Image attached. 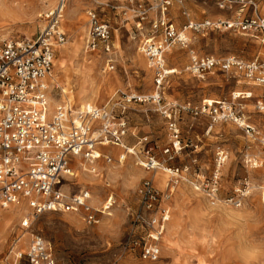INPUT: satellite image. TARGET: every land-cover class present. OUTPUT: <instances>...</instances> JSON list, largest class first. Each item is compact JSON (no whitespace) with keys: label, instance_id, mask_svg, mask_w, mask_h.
<instances>
[{"label":"rangeland","instance_id":"1","mask_svg":"<svg viewBox=\"0 0 264 264\" xmlns=\"http://www.w3.org/2000/svg\"><path fill=\"white\" fill-rule=\"evenodd\" d=\"M8 1L2 3L9 5L11 11L0 7V45L11 40H35L47 22L46 14L60 0H45L47 4L30 0L22 11L17 8V2ZM121 2L67 0L61 19V31L67 41L56 55L52 80L59 87L52 94L54 106L67 101L79 109L83 104L78 98L85 97L90 100L88 106L96 103L95 106L101 107L117 93L142 98L159 93L154 70L135 39L131 20L112 10L113 6L127 7ZM90 9L101 13L112 28L114 71H107L106 56L101 50L93 55L86 52ZM183 11L188 12L189 18L183 16ZM227 12L218 8L216 0H182V4L176 3L170 9L169 18L182 30L188 20L198 24L229 19L231 13ZM74 16L84 19L74 20ZM186 36V46H175L165 56L171 74L160 94L161 102L130 104L129 145L133 147L140 139L148 138L147 148L127 155L122 164L119 163L122 151L116 155L108 153L113 162L101 160L99 175L86 172L76 177L82 172L81 162L78 159L72 164L74 176L67 178L64 189L69 193L89 190L91 205L99 211L113 197V207L104 215L99 214L97 225H88L80 214L47 212L38 216L25 232L21 223L30 210L20 205V214L4 222V231L0 226V264H5L13 241L23 233L40 235L49 242L57 264H245L253 258L257 247H264V93L233 75L216 73L202 80L186 71L192 56H235L251 62L264 56V46L237 32L188 30ZM243 92L253 93V99H238V103L246 120L255 128L254 137L231 121L212 125L208 117L181 112L176 116L181 144L173 148L169 120L164 115L166 108L231 100L233 94ZM148 149L153 150L149 155L160 164L152 175H168L165 186L156 183L154 186L164 197L163 205L170 210L169 224L165 225L160 241L161 257L154 262L143 260L141 248L133 244L144 236L132 217L139 209L138 187L148 180L154 182L144 165L149 157ZM220 151L226 156L222 164L218 162ZM166 168L180 170L170 189L167 185L172 179L164 171ZM216 177L217 195L211 198L207 185ZM169 229L175 233L172 253L166 249ZM258 264H264V260Z\"/></svg>","mask_w":264,"mask_h":264},{"label":"built area","instance_id":"2","mask_svg":"<svg viewBox=\"0 0 264 264\" xmlns=\"http://www.w3.org/2000/svg\"><path fill=\"white\" fill-rule=\"evenodd\" d=\"M124 2L127 7L113 8L133 22L135 39H138L141 51L155 73L157 96L142 98L117 93L102 107L74 109L65 103L52 107L49 80L54 72L56 49L67 41L66 34L61 31L67 0H60L57 7L46 14L47 22L35 40H11L0 45V207L9 210L16 205H25L30 210L21 223L25 232L38 216L47 212L80 214L88 225H97L99 214L104 215L113 207V197H109L103 210L99 211L91 205L89 190L84 188L69 193L64 189L67 178L74 176L72 164L79 159L89 165L90 174L99 175L100 160L108 164L113 162V158L101 152L102 148L124 150L119 157L121 164L127 155L134 154L125 144L130 127L129 106L133 102H161L160 94L171 74L165 56L175 46L188 44V30L237 32L264 46V15L258 12V0H216L220 10L232 11L234 5H241L242 11L252 8L253 12L250 16L240 14L236 18L206 20L198 24L188 20L182 30L177 29L169 18L170 9L176 3L182 4V0ZM182 14L189 18L187 11ZM87 15L90 23L86 52L101 50L106 56L108 70L112 71L116 63L112 28L96 10H90ZM186 71L202 80L216 73L233 75L252 83L264 93V56L251 62L235 56H192ZM251 97V93L233 94L231 100L204 101L197 107L187 104L166 108L164 115L169 120L173 148L181 144L176 121L181 112L208 117L212 125L231 121L248 136L254 137L255 128L246 120L242 105L238 103V99ZM144 146L147 148V144ZM151 151L148 149L147 154ZM147 159L145 169L160 167L154 157L149 155ZM225 160V153L218 152L219 164ZM164 171L171 176L167 186L170 189L180 170L166 168ZM215 179L207 185L211 198L217 195L218 178ZM155 187L150 180L138 187L139 209L132 216L144 232V236L133 242L134 247L141 248L142 259L151 262L160 258V241L170 220V210L163 205L164 197ZM23 234L13 241L5 264H57L49 242L37 234H30L23 242Z\"/></svg>","mask_w":264,"mask_h":264},{"label":"crops","instance_id":"3","mask_svg":"<svg viewBox=\"0 0 264 264\" xmlns=\"http://www.w3.org/2000/svg\"><path fill=\"white\" fill-rule=\"evenodd\" d=\"M93 1V0H92ZM258 3H259V5H258V12H259V14L260 15H264V2H261L260 0H258ZM108 4V3H107ZM121 4H125V2H124V0H122V2H121ZM109 5V4H108ZM112 5V4H111ZM119 5H120V3H119ZM66 6H67V4H66ZM113 6V5H112ZM115 6H117V5H115ZM121 6V5H120ZM114 7V6H113ZM241 9H243V7L241 6V5H234L233 6V10L232 11H228L227 13L228 14H230V15H228V18H236L238 15H242V16H250L251 14H252V12H253V9L252 8H245L243 11L241 10ZM90 10H95V9H90ZM89 10V11H90ZM112 10H114V11H117V13L119 14H121V12H118L119 10H116V9H114V8H112ZM88 11V12H89ZM88 12H87V14H88ZM98 12V11H97ZM224 12V11H223ZM233 13H235L236 15L233 17ZM98 14L101 16V18L105 21V22H107L108 24H110L107 20H105L103 17H102V15H101V13H99L98 12ZM230 16V17H229ZM152 18H153V16H151L150 15V20H152ZM73 19L74 20H76V19H84V17H78V16H74L73 17ZM88 23V22H87ZM131 23H132V26H133V31H134V34H135V28H134V24H133V22L131 21ZM146 26V28L148 27V24H146L145 25ZM73 28V27H72ZM246 37H248V36H246ZM114 46V45H113ZM62 47H60V48H57L56 49V55H57V53H58V51H59V49H61ZM88 54H91V55H93V54H95V53H97V52H93V53H90V52H87ZM55 58H56V56H55ZM238 58V57H237ZM114 59H115V54H114ZM56 60V59H55ZM94 61H96V60H94ZM115 62H116V60H115ZM106 64H107V62H106ZM115 67H116V63H115ZM106 68H107V66H106ZM54 69H55V62H54ZM115 70V69H114ZM114 70H112V71H114ZM107 71L108 72H111V71H109L108 70V68H107ZM215 74H213V75H209V76H214ZM53 77H54V75L50 78V80H49V85L51 86V88H52V94H53V91L55 90V89H59V87L58 86H56L55 84H53V82H52V79H53ZM247 82V81H246ZM250 90V89H249ZM257 91V90H256ZM247 93H251L252 94V97L250 98V99H253V93L252 92H247ZM52 94H51V102H52ZM240 94H246V93H240ZM262 94H263V91H262ZM264 95V94H263ZM115 96H116V94H115ZM115 96H112L111 98H109L108 99V101L104 104V105H106L107 103H109V101L110 100H112ZM250 99H247V100H250ZM69 104L71 107H73L74 108V106L70 103V102H67V101H64V102H61L60 104ZM96 104V103H95ZM95 104L94 105H92V106H87L86 108H89V107H98V106H95ZM59 105V104H58ZM104 105H102V106H104ZM57 106V105H56ZM101 106V107H102ZM52 107H55L54 105H53V103H52ZM80 109V108H79ZM129 109H130V106H129ZM262 113H264V112H262ZM127 118H128V120H129V124H130V127H131V119H130V117H129V111H128V113H127ZM130 127H129V131H128V135H127V137H126V141H125V144H126V146L128 147V149H130V150H133V153H138V150H141V149H143L145 146V144H149V140H148V138H142V139H140L139 141H138V143L135 145V146H133V147H130V145H129V135H130ZM110 149H113V150H110ZM111 151L113 152L114 151V153H111ZM120 151H122L123 153H124V150H122L121 148H118V147H107V148H102L101 149V152L104 154V155H107V156H109V157H111V158H113L112 156H110V155H108V153L109 154H111V155H116V154H118ZM122 154V153H121ZM121 154L119 155V157L121 156ZM123 155V154H122ZM101 161V160H100ZM100 161L98 162V164H100ZM105 161V160H104ZM106 162V161H105ZM107 163V162H106ZM148 171H150L149 173H151L153 170H148ZM153 173H155V172H153ZM151 177L153 178V180H154V175H152V173H151ZM152 181V180H151ZM153 182V181H152ZM155 182H153V184H154ZM158 187V186H157ZM159 188V187H158ZM168 205V204H167ZM0 209H2L1 207H0ZM4 210V209H3ZM6 211V210H5ZM169 224V223H168ZM167 225V224H166ZM161 245H162V243H161ZM160 257H161V255H160ZM160 259V258H159Z\"/></svg>","mask_w":264,"mask_h":264},{"label":"bare ground","instance_id":"4","mask_svg":"<svg viewBox=\"0 0 264 264\" xmlns=\"http://www.w3.org/2000/svg\"><path fill=\"white\" fill-rule=\"evenodd\" d=\"M3 1H5V0H0V7L2 8V10H5V11H7V12H9V11H11V7L9 6V5H7V4H4V3H2ZM10 1H13V2H17V8L19 9V10H24V8H25V4H27L28 2H30V0H9L8 2H10ZM42 1H44V3L45 4H47V1L45 2V0H42ZM49 2V1H48ZM49 4V3H48ZM46 6H48V5H46ZM0 8V9H1ZM66 8H67V6H66ZM68 23V22H67ZM69 24V23H68ZM73 25V24H72ZM78 28V27H77ZM77 30V29H76ZM79 30V29H78ZM53 80V79H52ZM158 95V93H156V95L155 96H157ZM87 97V96H86ZM78 101H80L81 102V105L83 104V106L81 107L82 109H85L87 106H88V102L90 101V100H87L85 97L83 98V97H79L78 98ZM80 161V160H79ZM81 163H80V166H82L81 168H82V172H80V174H76L75 176L76 177H79L80 175H82V174H84V173H86V172H89L90 171V168H89V165L86 163L85 164V162H82V161H80ZM112 172V171H111ZM96 178H99V176H96ZM179 180V179H178ZM167 181H168V175H164V174H162V173H156V174H154V182L159 186V187H163V186H165L166 185V183H167ZM179 184V183H178ZM174 185V184H173ZM172 185V186H173ZM168 186V185H167ZM174 189V188H173ZM170 197V196H169ZM21 209L22 208H20V205H16V206H13V207H11L9 210H0V226H3V227H1L2 228V230L4 231V228H5V224L6 223H4V222H6V221H11V219L12 220H14L15 218H16V216L18 215V214H20V212H21ZM24 218V217H23ZM2 234V233H1ZM169 235L170 236H168V240L166 239V249L168 250V251H170V253H172L173 252V248H174V242L172 241L173 240V238H172V236L173 235H175V233L171 230V229H169ZM23 238H22V241L23 242H26V240L29 238V236H30V234L29 233H24L23 234ZM164 238H165V236H164Z\"/></svg>","mask_w":264,"mask_h":264},{"label":"clouds","instance_id":"5","mask_svg":"<svg viewBox=\"0 0 264 264\" xmlns=\"http://www.w3.org/2000/svg\"><path fill=\"white\" fill-rule=\"evenodd\" d=\"M261 260H264V247H257L253 258L250 261H245V264H258Z\"/></svg>","mask_w":264,"mask_h":264}]
</instances>
